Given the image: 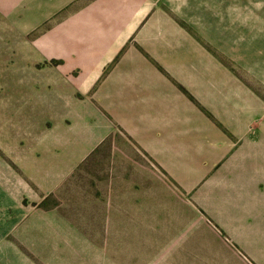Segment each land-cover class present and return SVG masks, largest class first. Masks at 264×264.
Segmentation results:
<instances>
[{
  "label": "rangeland",
  "instance_id": "rangeland-1",
  "mask_svg": "<svg viewBox=\"0 0 264 264\" xmlns=\"http://www.w3.org/2000/svg\"><path fill=\"white\" fill-rule=\"evenodd\" d=\"M216 2L226 64L256 89L258 121L229 148L204 141L199 122L193 146L162 164L119 130L92 155L81 146L77 162L74 118L57 115L60 86L40 84L31 38L0 21V264H264V0ZM79 128L84 145L90 126ZM40 175L49 188L63 180L36 200L16 178Z\"/></svg>",
  "mask_w": 264,
  "mask_h": 264
},
{
  "label": "crops",
  "instance_id": "crops-1",
  "mask_svg": "<svg viewBox=\"0 0 264 264\" xmlns=\"http://www.w3.org/2000/svg\"><path fill=\"white\" fill-rule=\"evenodd\" d=\"M212 4L218 7L210 8L209 0H0V21L31 38L30 68L40 84L60 86L57 115L74 118L77 162L81 146L92 155L119 130L162 164L173 150L193 146L199 122L209 127L204 141L229 148L230 141L250 136L258 121L262 102L226 64L224 10ZM235 42L240 45L238 36ZM254 60L250 72L253 65L257 70ZM259 75L264 84V70ZM82 120L90 126L84 145ZM16 180L43 200L63 179L50 188L49 176L30 185Z\"/></svg>",
  "mask_w": 264,
  "mask_h": 264
}]
</instances>
